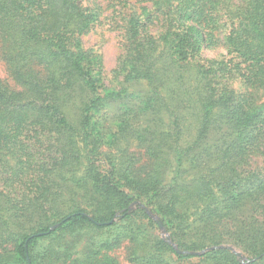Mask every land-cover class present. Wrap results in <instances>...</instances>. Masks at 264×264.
<instances>
[{
	"label": "trees",
	"instance_id": "16d2710c",
	"mask_svg": "<svg viewBox=\"0 0 264 264\" xmlns=\"http://www.w3.org/2000/svg\"><path fill=\"white\" fill-rule=\"evenodd\" d=\"M99 1L0 0V264H264V0H150L110 72Z\"/></svg>",
	"mask_w": 264,
	"mask_h": 264
},
{
	"label": "rangeland",
	"instance_id": "374dc122",
	"mask_svg": "<svg viewBox=\"0 0 264 264\" xmlns=\"http://www.w3.org/2000/svg\"><path fill=\"white\" fill-rule=\"evenodd\" d=\"M99 3L102 7L103 17L105 18L106 22L101 27V29L97 30V32L90 31L88 34H86L84 36V40H85L84 42L86 46H92L97 44L103 55L105 70H107V72H110L116 67L118 63L119 55L122 51V47H121V42L123 40L122 34L125 31L123 27L124 16L132 12L140 13L143 11V8H145L146 11L148 12L152 2L150 0H129L128 8H125V10L126 11L128 10V12H125L122 15L118 13V9H120L122 4H124L125 2H117V0H100ZM152 20L153 21L150 24V30L152 33H156L165 28L161 18L158 19L156 18V16H154ZM222 54H227V50L224 47H217V48L204 47L202 50V55L206 58L217 59V58H221ZM6 75L7 74H6L5 65L3 64V62L0 61V76L5 77ZM234 87L239 92L255 91L251 87L244 85L243 82H236L234 84ZM260 93L261 92H259L258 94ZM260 162L261 160L260 157L258 156L254 157L252 161L254 165L260 164ZM163 229L164 228L161 229L160 234L162 238L163 237L166 238L167 235H169V233L167 231L164 232ZM93 234L94 232L88 233L84 237V239L78 244L75 253L70 258L71 260L74 261L76 259L81 258L82 256H86L84 250L88 248L91 242L90 236H92ZM224 245L229 247L236 254L241 253V251L238 250L233 245H229V244H224ZM109 253L117 258L119 264H131L127 257V244H123L115 251Z\"/></svg>",
	"mask_w": 264,
	"mask_h": 264
},
{
	"label": "water",
	"instance_id": "95a60500",
	"mask_svg": "<svg viewBox=\"0 0 264 264\" xmlns=\"http://www.w3.org/2000/svg\"><path fill=\"white\" fill-rule=\"evenodd\" d=\"M163 231L165 232L166 230L163 229ZM167 238L169 239V235H167ZM237 255H238L239 257H241V258H244V255H243L242 253H237Z\"/></svg>",
	"mask_w": 264,
	"mask_h": 264
}]
</instances>
